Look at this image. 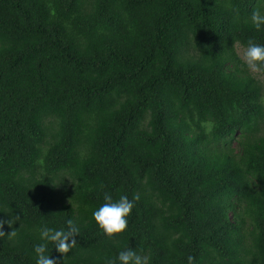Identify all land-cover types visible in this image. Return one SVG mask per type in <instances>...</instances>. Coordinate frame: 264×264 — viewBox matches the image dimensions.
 <instances>
[{
    "label": "trees",
    "instance_id": "1",
    "mask_svg": "<svg viewBox=\"0 0 264 264\" xmlns=\"http://www.w3.org/2000/svg\"><path fill=\"white\" fill-rule=\"evenodd\" d=\"M264 0H0V264H264ZM134 200L109 238L93 212Z\"/></svg>",
    "mask_w": 264,
    "mask_h": 264
},
{
    "label": "clouds",
    "instance_id": "2",
    "mask_svg": "<svg viewBox=\"0 0 264 264\" xmlns=\"http://www.w3.org/2000/svg\"><path fill=\"white\" fill-rule=\"evenodd\" d=\"M251 22L253 26L259 30L264 26V13L259 9H254L251 14ZM241 59L251 73L264 74V45L249 40ZM104 199L106 203L93 212V217L103 232L109 238H112L122 234L127 229V217L131 214L134 207L133 201L138 200L139 196L136 195L133 197V200H129L127 196L122 195L118 201L113 202L111 195L105 194ZM19 220V215L12 216L7 220L0 219V237L5 235H7L9 239L15 237L16 231L14 229L6 233L3 231V226L4 224H8L9 227H11ZM66 224L67 230H56L47 227L41 229L40 236L44 243L38 244L34 248L37 255L36 264H59L58 258H52L50 256L47 247L48 243L54 245V248L61 254L63 259L75 248L77 244L76 237L79 236V228L72 219H68ZM117 259L119 264H149V258L147 256L140 255L133 249L119 252ZM187 259L188 264H193L195 258L189 256Z\"/></svg>",
    "mask_w": 264,
    "mask_h": 264
},
{
    "label": "rangeland",
    "instance_id": "3",
    "mask_svg": "<svg viewBox=\"0 0 264 264\" xmlns=\"http://www.w3.org/2000/svg\"><path fill=\"white\" fill-rule=\"evenodd\" d=\"M236 50H237V52L239 53V55L241 57L242 54H243L244 49H242L241 47L236 46Z\"/></svg>",
    "mask_w": 264,
    "mask_h": 264
}]
</instances>
